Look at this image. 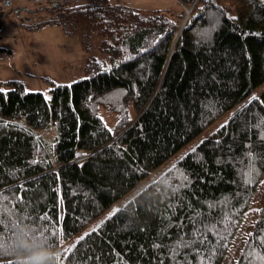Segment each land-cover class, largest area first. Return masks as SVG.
Listing matches in <instances>:
<instances>
[{"label": "trees", "instance_id": "obj_1", "mask_svg": "<svg viewBox=\"0 0 264 264\" xmlns=\"http://www.w3.org/2000/svg\"><path fill=\"white\" fill-rule=\"evenodd\" d=\"M81 1L105 60L47 94L0 81V264H222L264 180V91L92 223L264 84V0H198L176 42L183 13ZM236 264H264V205Z\"/></svg>", "mask_w": 264, "mask_h": 264}, {"label": "rangeland", "instance_id": "obj_2", "mask_svg": "<svg viewBox=\"0 0 264 264\" xmlns=\"http://www.w3.org/2000/svg\"><path fill=\"white\" fill-rule=\"evenodd\" d=\"M81 0H75L65 6H30L28 13L33 21L23 24L6 16L0 21V81L19 80L29 92L49 93L53 85L69 84L84 78V67L89 60H105L106 54L101 46V39L95 31H86L77 26L65 11L66 6H74ZM112 4L126 5L143 15H153L159 12L175 18L178 13H183L176 36L181 33V25L186 15L182 0H110ZM189 4V3H188ZM65 10V11H63ZM191 15V14H190ZM190 16L187 18L189 19ZM183 26V25H182ZM175 36V37H176ZM6 85L0 90H8ZM264 91V84L255 89L244 101L238 103L233 109L223 115L206 132L188 142L165 163L153 170L133 188L126 196L106 210L96 221L102 222L118 208L124 206L129 200L134 199L150 183L161 176L171 166L178 162L187 152L192 150L205 135H209L215 126L226 121L243 105ZM104 117L109 125L115 119L104 112ZM43 139L52 141L55 135L53 128L39 133ZM81 160L85 158L83 152L78 153ZM264 205V180L256 191L249 210L243 216L239 229L235 234L222 264H236L243 248L251 234L259 211ZM84 230V232H87ZM80 237V236H79ZM70 239L67 245L75 244L79 239ZM65 249L66 246L61 247Z\"/></svg>", "mask_w": 264, "mask_h": 264}, {"label": "built area", "instance_id": "obj_3", "mask_svg": "<svg viewBox=\"0 0 264 264\" xmlns=\"http://www.w3.org/2000/svg\"><path fill=\"white\" fill-rule=\"evenodd\" d=\"M72 1L73 0H0V21L6 16H11L18 22L30 24L33 21L32 17L28 13L31 9L30 6H65L70 4ZM183 2H187L188 5V7L184 6L185 11L187 13H191L198 0H182V3ZM190 13L188 17L190 16ZM186 21L183 23L182 27H184Z\"/></svg>", "mask_w": 264, "mask_h": 264}, {"label": "clouds", "instance_id": "obj_4", "mask_svg": "<svg viewBox=\"0 0 264 264\" xmlns=\"http://www.w3.org/2000/svg\"><path fill=\"white\" fill-rule=\"evenodd\" d=\"M22 247H26L22 245ZM20 264H57L55 259V254L53 253L51 256H42L36 257L35 255L28 256L24 258Z\"/></svg>", "mask_w": 264, "mask_h": 264}, {"label": "bare ground", "instance_id": "obj_5", "mask_svg": "<svg viewBox=\"0 0 264 264\" xmlns=\"http://www.w3.org/2000/svg\"><path fill=\"white\" fill-rule=\"evenodd\" d=\"M187 18H188V15H186V17L184 18V21L182 22V25L187 20ZM182 25H181V27H182Z\"/></svg>", "mask_w": 264, "mask_h": 264}, {"label": "water", "instance_id": "obj_6", "mask_svg": "<svg viewBox=\"0 0 264 264\" xmlns=\"http://www.w3.org/2000/svg\"><path fill=\"white\" fill-rule=\"evenodd\" d=\"M177 38H178V35H177L176 38H175V42L177 41Z\"/></svg>", "mask_w": 264, "mask_h": 264}]
</instances>
